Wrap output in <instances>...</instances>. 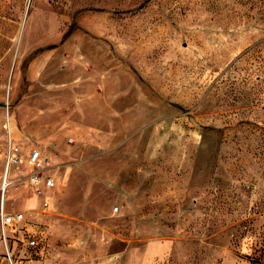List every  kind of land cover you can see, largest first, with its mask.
<instances>
[{"label":"rangeland","instance_id":"1","mask_svg":"<svg viewBox=\"0 0 264 264\" xmlns=\"http://www.w3.org/2000/svg\"><path fill=\"white\" fill-rule=\"evenodd\" d=\"M9 128L56 183L18 264H264V0H0Z\"/></svg>","mask_w":264,"mask_h":264},{"label":"crops","instance_id":"2","mask_svg":"<svg viewBox=\"0 0 264 264\" xmlns=\"http://www.w3.org/2000/svg\"><path fill=\"white\" fill-rule=\"evenodd\" d=\"M10 134H12V130L10 131ZM11 138H12V135H11ZM16 143L18 144V142H16ZM7 145H8V140L6 139V142L4 144L3 155H1L0 172L4 168L5 152L7 150ZM35 148H37V147L30 148L28 145L26 147L21 146L24 162L17 169H14L11 172L12 180H15L17 182L19 178H21V177L25 178L28 175V173L31 171V167L28 164L27 159H28V156H29V153L31 152V150L35 149ZM41 153H42V151H41ZM42 156L46 157L43 154H42ZM44 174L52 176L51 172H50V166L47 165V168L45 169ZM22 183L24 184L22 187L16 188L14 184L9 186V188L6 191L5 198H4V204H5L4 209L6 212L12 213V214L17 213V212H23L24 213V219H25V213H27V214L35 213L34 211L38 208L39 205H41L43 208L44 201H47L48 206H49V204H50L48 201L49 196L46 195L47 194L46 191H48L49 189L51 190L53 188L46 187L45 182H44V177L42 178V181H41V188L43 190L42 195H38L36 193L35 188L28 182V180L26 178H25V180L22 181ZM13 185H14V187H13ZM44 208H46V207H44ZM21 222H16L12 226H6L5 227L6 238H5L3 235V229H2V225H1V221H0V263L1 264H4V259H5V256L4 257L1 256L2 253H7V251H9L11 256L12 257L14 256L15 249H16V246L14 245V243L16 244V241H13V242L11 241L12 244H10V239L13 235H16L17 231L19 230L18 227L15 228L14 226L16 224L17 225L20 224ZM30 240H32V239L28 240L29 243H30ZM37 244H38V241H36V244L32 245V246L33 247L37 246Z\"/></svg>","mask_w":264,"mask_h":264},{"label":"built area","instance_id":"3","mask_svg":"<svg viewBox=\"0 0 264 264\" xmlns=\"http://www.w3.org/2000/svg\"><path fill=\"white\" fill-rule=\"evenodd\" d=\"M10 131V130H9ZM24 162L22 149L19 144H17L12 138L11 134L9 132L8 135V145L7 150L5 152V164L3 170L0 172V221L3 229V235L6 238L5 235V227L6 226H12L16 222H21L24 220V213L23 212H17V213H8L4 209V198L7 189L9 186H11L15 180H12L11 178V172L14 169H17L22 163ZM28 164L31 167V171L28 173V175L25 177L28 182L35 188V191L38 195L43 194V190L41 188V181L44 177V182L46 187L48 188H54L55 186V180L50 175H45L44 171L47 168L48 165V158L43 157L41 150L38 148L32 149L29 153ZM25 178L21 177L18 179V181H23ZM44 207H48V202L44 201ZM36 241L34 239L30 240V245H35ZM9 264H18L16 261H14L13 257L7 251L6 253Z\"/></svg>","mask_w":264,"mask_h":264},{"label":"bare ground","instance_id":"4","mask_svg":"<svg viewBox=\"0 0 264 264\" xmlns=\"http://www.w3.org/2000/svg\"><path fill=\"white\" fill-rule=\"evenodd\" d=\"M24 22H25V21H24ZM23 24H24V23H23ZM8 118H9V117H8ZM8 123H9V122H8ZM10 123H11V122H10ZM6 126L9 127V124H6ZM9 130H10V128H9Z\"/></svg>","mask_w":264,"mask_h":264}]
</instances>
